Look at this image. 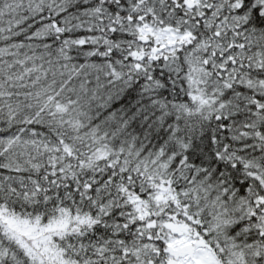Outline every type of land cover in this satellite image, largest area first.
Segmentation results:
<instances>
[{"label": "snow or ice", "instance_id": "obj_1", "mask_svg": "<svg viewBox=\"0 0 264 264\" xmlns=\"http://www.w3.org/2000/svg\"><path fill=\"white\" fill-rule=\"evenodd\" d=\"M0 264H264V0H0Z\"/></svg>", "mask_w": 264, "mask_h": 264}]
</instances>
